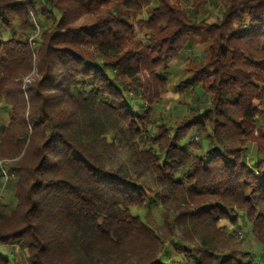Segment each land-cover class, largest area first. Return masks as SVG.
Segmentation results:
<instances>
[{
    "label": "trees",
    "instance_id": "16d2710c",
    "mask_svg": "<svg viewBox=\"0 0 264 264\" xmlns=\"http://www.w3.org/2000/svg\"><path fill=\"white\" fill-rule=\"evenodd\" d=\"M13 19L0 264H264V0H0Z\"/></svg>",
    "mask_w": 264,
    "mask_h": 264
},
{
    "label": "rangeland",
    "instance_id": "374dc122",
    "mask_svg": "<svg viewBox=\"0 0 264 264\" xmlns=\"http://www.w3.org/2000/svg\"><path fill=\"white\" fill-rule=\"evenodd\" d=\"M18 1V0H17ZM185 11H187V12H191V8L190 7H188V6H185ZM202 10H204L205 9V11H206V17H207V19H209V20H213V18H214V12L212 13L211 12V10H212V7H210V6H208V7H203V8H201ZM146 13H147V10L145 9L144 11H143V13H142V15H141V17L142 18H145L146 17ZM209 15V16H208ZM31 21H32V25H33V30L31 31V33H32V35L30 36L31 38H30V41L32 42V40L34 39V37L40 32V29H41V27H39V23H38V21L35 19V17H33L32 15H31ZM13 31H15L16 33H20V32H22V29H21V24L19 23V21L18 20H15V19H13V20H11V26H10V28L8 29V30H5L4 28H3V25H2V23L0 22V36H5V37H9L10 36V34L13 32ZM143 33H141L140 31H137V36L139 37V38H141V39H144L143 38ZM206 46H207V44L205 43H202V41H196L195 42V47H196V49L197 50H199V51H203L205 48H206ZM188 56H189V54L186 52V51H184L182 54H181V57H179L178 59H176L175 61H173L172 62V64H171V66H170V71H172L173 73H174V75H177V74H179L180 73V71H181V69H182V66H183V64H184V61L188 58ZM35 77H37V73H36V68H35V66H34V64L32 65V68H31V70L23 77V79H22V89L24 90L25 89V87L28 85V84H30V83H32L33 82V80L35 79ZM176 97V95L174 94V93H172V92H168L166 95H165V102L167 103V104H169L168 103V101H170V99H174ZM0 120H3V116L0 114ZM250 148V150H253V149H251V147H249ZM120 158H122V159H124L125 158V155H123L122 153L120 154ZM12 161L13 160H1L0 161V164H1V168H2V170H3V173H4V175H5V173H7L8 172V164L9 163H12ZM8 174V173H7ZM4 179L5 180H3L2 181V184H0V186L2 187V185L4 184V186L5 187H7V188H9V189H11L12 187H13V177H4ZM240 222V227L241 226H243V230H241L242 231V233L243 234H245L246 232H247V230L249 229L248 228V225H247V223L245 222V221H239ZM219 225L220 226H227L228 227V229H230L231 228V226H230V223L228 222V221H226V220H222V221H220L219 222ZM232 229V228H231ZM241 233V232H240ZM242 233L240 234V236H242ZM243 237H244V235H243ZM251 241L249 240V239H246L245 238V246H247V247H245V248H249L251 245ZM18 264H24V262L21 260V261H19V263Z\"/></svg>",
    "mask_w": 264,
    "mask_h": 264
}]
</instances>
